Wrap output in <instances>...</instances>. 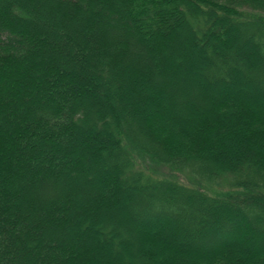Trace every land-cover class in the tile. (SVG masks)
I'll use <instances>...</instances> for the list:
<instances>
[{
    "label": "trees",
    "instance_id": "trees-1",
    "mask_svg": "<svg viewBox=\"0 0 264 264\" xmlns=\"http://www.w3.org/2000/svg\"><path fill=\"white\" fill-rule=\"evenodd\" d=\"M256 94L264 0H0V264H264Z\"/></svg>",
    "mask_w": 264,
    "mask_h": 264
},
{
    "label": "rangeland",
    "instance_id": "rangeland-1",
    "mask_svg": "<svg viewBox=\"0 0 264 264\" xmlns=\"http://www.w3.org/2000/svg\"><path fill=\"white\" fill-rule=\"evenodd\" d=\"M107 23H112L113 25H116V19H107L106 20V24ZM128 30H130V29H128ZM133 30V29H132ZM130 31V33H133L134 32V30L133 31ZM184 38V37H183ZM186 38V37H185ZM184 38V39H185ZM186 40H187V38H186ZM186 40H184V45H186ZM158 50H159V52H160V57H159V63H160V65H167V61H168V59L166 60V58H165V55H170V52H165V50H164V47H161V46H158ZM177 51H179V50H177ZM165 52V53H164ZM167 53V54H166ZM174 53H177L176 51H174ZM164 54V55H163ZM174 55V54H173ZM180 55V54H179ZM185 55V54H184ZM185 57V56H184ZM169 59L171 58V60H173V58L171 57V56H169L168 57ZM178 58V57H177ZM178 61V60H177ZM172 62V61H171ZM179 62V61H178ZM173 63V62H172ZM182 64H180V66H181ZM182 68L184 67V65H182L181 66ZM256 76H257V74H256ZM166 89H167V87H166ZM209 92H210V95L212 96V97H216V96H219V95H221L223 92H220V91H217V90H210L209 89ZM170 95V94H169ZM258 99H260V100H262L264 97L262 96V95H255ZM191 98H192V96H191ZM154 172V171H153ZM164 175H167L169 172L168 171H161ZM160 172H158V174H159ZM155 174H157L156 172H155ZM181 178L182 179H184V177L183 176H181ZM182 179H180V180H182ZM76 184L77 185H80V183L78 182H76ZM212 188V187H211ZM209 188L208 190L209 191H211V192H213V190L215 191V189L214 188ZM72 195H76V193H72ZM138 197H136V198H132V200H131V202H130V204H131V207L132 208H135V204L134 203H136V201H138L139 200V198L137 199ZM263 245V244H262ZM264 247V246H263Z\"/></svg>",
    "mask_w": 264,
    "mask_h": 264
}]
</instances>
